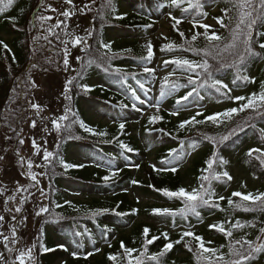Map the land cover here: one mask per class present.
<instances>
[{
    "label": "trees",
    "instance_id": "trees-1",
    "mask_svg": "<svg viewBox=\"0 0 264 264\" xmlns=\"http://www.w3.org/2000/svg\"><path fill=\"white\" fill-rule=\"evenodd\" d=\"M42 0H13L11 5L0 4V131L6 132L4 138L8 144L16 143V149L20 151L21 144L17 142L23 132L25 119L29 118V94L33 84L30 82L32 75L39 74L42 70L52 71L55 64L64 65L65 49L61 44L65 41L64 31L60 29L52 41L48 37V29L40 32L41 23L36 21L35 12L39 2ZM92 1H85L89 5L87 15L91 16L90 27L87 32L86 45L79 58L82 63L88 60H95L91 66L83 64L75 70L77 77L72 85H69L71 97L69 101L70 113L68 119L63 123L59 132L54 138L56 145L53 150H47L54 155L46 167H38L35 170L38 189L33 192L31 179L26 175H18L26 190L25 195H29L26 206H20L23 210L18 224L19 242L22 244L24 229L27 228L30 220L34 226L29 248H33V260L25 258L24 264H128L129 260L135 264V258L144 251V242L152 237H160L148 245V255L158 253L166 243L172 242L174 247L171 251L161 257L162 264H197L195 252L197 242L191 237H185L180 244L174 242L180 239L182 232L191 231L200 236L207 247L219 249L218 254L229 259V245L244 251L247 245L242 244L246 240L254 246L264 243V240L257 239L261 236L260 229L264 228V212L243 211L233 209L228 204L231 198L234 202H239L238 197L232 194L226 195L224 200L218 201L220 208L202 207L198 211L200 216L189 215L186 219L180 215H154L153 209H170L176 211L182 208L183 201L180 198H168L160 191H178L180 188L191 192L199 189L201 184L206 182L200 178L208 175V162L214 159V171L225 172L229 154L236 146L246 139L252 141L264 136V109L252 112L246 109L239 112L231 119L221 117L222 121L216 124L207 121L210 115L223 113L231 108H239L247 101H236L234 97H250L258 95L261 85L264 83V49L259 47L264 44V16L257 19L252 29V47L257 53L256 56L248 58L240 67V75H247L249 81L237 80L233 84L236 71L233 68L222 69L214 72V77L227 84L230 89V96H223L229 101L228 106L217 113L205 111H192L189 113H179L171 115L166 111L152 113L149 117L139 120L126 121L138 113L135 104L144 105L140 99V94L145 95L146 87L152 85L153 73L139 72L135 69L150 67L152 60L141 59L146 53L139 45V38L151 31L155 27L154 18L169 10H175L176 16L188 19H205L209 16L211 9L216 8L220 13V19L227 27L218 24L216 35L223 39L219 42L221 47L231 40V31L235 27L238 19V9L233 7L231 0H201L202 8L199 12L195 9H188L183 12L181 9L187 8V3H182L179 8L170 6V0H111V7H102L106 0H96V7L93 8ZM83 3V2H81ZM127 6L133 9H125ZM259 9L258 2L254 4ZM114 9V11H113ZM227 12V15H225ZM254 15H256L254 13ZM123 17L116 19L115 17ZM34 17V19H33ZM174 22H170V26ZM151 25V27H147ZM173 28V27H172ZM48 32V33H47ZM110 33L118 34L119 37L113 39ZM187 40H183L181 47L174 51L184 52L188 58L200 62L201 55L192 51H184L188 47ZM190 41V40H188ZM39 44L34 48L33 43ZM110 45V49H102L100 44ZM7 46L6 48L4 46ZM192 46L197 49L209 47V41L200 35L192 42ZM243 46L239 47L242 51ZM130 50V51H129ZM101 53H106L111 59L101 62ZM235 57L224 54V62H231ZM215 66V61L209 60ZM99 64V66H98ZM109 64L111 67H109ZM32 68L28 72V69ZM172 65L171 74L188 76L189 73L175 70ZM107 69V71H105ZM119 70V71H117ZM200 70L198 69L197 72ZM81 73V76H78ZM122 74H127L126 78ZM198 83L203 80V76L197 77L196 73L191 74ZM70 78V79H71ZM178 84L181 79H172ZM250 81H255L250 82ZM184 85L185 84L183 81ZM144 84V89L139 87ZM86 85L91 91L85 93L82 87ZM191 86V85H188ZM187 86V87H188ZM63 85V92L64 93ZM190 88V87H189ZM160 90V88H159ZM136 93L137 99H133L131 93ZM201 94L210 96H220L214 90L208 88L198 89ZM187 90L182 91L181 97L186 95ZM91 96L97 99L107 112H110L117 121L113 123H102L95 120L85 111L81 103L85 97ZM193 94L187 101L194 99ZM173 98L169 105L176 108V100ZM125 105V107H121ZM200 113V115H197ZM158 115L161 119L150 123V117ZM196 121L203 120L204 123L192 122L185 124L183 129L179 125L185 121H191L193 117ZM27 117V118H26ZM76 121H82L94 132H104L106 135H92L85 132ZM35 127H37V121ZM123 123L124 129L121 131L119 125ZM228 136L227 140L220 142L221 137ZM207 137L214 138L213 140ZM2 137V139H4ZM190 142L199 145L198 152L191 157L188 166H176L175 173L170 171H154L148 165V159L153 157V161L160 168L173 167L174 161L184 155ZM7 144V146H9ZM126 145L132 151H126L120 147ZM6 145L0 144V162L9 158L5 156L9 149ZM10 148V147H9ZM251 149H244L238 156V163L242 164L247 173L256 176L264 174L259 152H254L252 156L247 155ZM261 150V149H260ZM262 151V150H261ZM172 153L169 156V153ZM75 153L81 159H94L100 161L108 169L93 167L91 164H84L71 156ZM126 158L132 167H120L122 158ZM61 161L72 165H83L65 170L61 166ZM171 161V164L167 162ZM224 161V163H221ZM27 163V160H26ZM17 164V163H16ZM27 167V166H26ZM175 167V166H174ZM18 168V164H17ZM21 170V164H19ZM13 171L15 172L16 170ZM246 172V171H245ZM0 176V247L2 246L1 232L4 228L6 211L4 204L11 203L12 181ZM116 173V175H112ZM110 177L105 182L104 177ZM223 179V178H222ZM17 181V183H19ZM136 181L137 183H133ZM213 182V181H212ZM64 184L72 188L77 185L90 186L97 194L86 195L85 193H75L67 189ZM151 185V187H150ZM43 193V194H42ZM264 193V183L257 188L242 194ZM138 196L151 200L153 203L142 204L137 200ZM78 197V198H77ZM13 203V202H12ZM47 208L40 216L36 213L41 208ZM107 209L101 215L93 216L92 213L98 210ZM135 210V212H133ZM17 212V215L20 213ZM116 213L126 215L117 216ZM140 218H143L140 220ZM151 220L152 223L147 221ZM239 221L243 228H232L231 226ZM158 223V225L154 224ZM212 224L223 225L226 230L232 231L231 237L211 229ZM110 231H105V229ZM149 229L148 237L143 235V230ZM79 233L80 235H77ZM161 233H166L168 239L165 240ZM190 242L193 251H188L185 242ZM241 241V243H236ZM210 242V243H208ZM124 247L131 249L132 254L128 256L124 252ZM15 243H9L6 249H14ZM43 249H49L44 251ZM15 256V255H14ZM20 256V253L16 254ZM109 256L117 257L116 261L108 259ZM3 258H5L3 256ZM2 262L4 261L1 260ZM144 264H156L154 261L144 257ZM245 264H264V251L256 252Z\"/></svg>",
    "mask_w": 264,
    "mask_h": 264
},
{
    "label": "rangeland",
    "instance_id": "rangeland-1",
    "mask_svg": "<svg viewBox=\"0 0 264 264\" xmlns=\"http://www.w3.org/2000/svg\"><path fill=\"white\" fill-rule=\"evenodd\" d=\"M86 0H71V3H67L66 0H42V2L38 4L37 12H35L36 21L39 22L40 32L45 31L44 27L48 29V37L54 40V36L60 32V29L64 31L65 41L61 44L63 49H65V57H67L69 61V67L65 69L64 65L60 66V64H55L54 69L50 72L46 70H42L39 74H33L30 82L33 84V88L31 93L29 94V103L30 105L36 104L39 106L42 111H38L37 109L29 108V118L25 121V126L23 127V132L21 133L20 138L17 140H23L24 143L21 144V148L19 151V156H17V144H8V141L5 140L4 136L6 134L5 131H0V144L6 145L5 150L9 149V153L5 156H9V158L4 159L0 162V176H3L5 172V179L10 181L14 178V185L12 187L11 193V203L10 205L4 204L6 217L4 221V228L1 232V238L3 241L2 246L0 247V254L4 256V261L0 260V264H19V260L17 259L16 254L27 252L29 249L30 240L33 234L34 226H32L30 220L28 221V227L24 229L22 244L19 242V233H18V224L20 218L17 216V208H20L21 205H24V201L26 199V190L24 188V184L22 181H19L18 175L31 171L35 174V170L38 168L36 165H41L43 160V153L45 150H53L56 145V139L54 138L55 133L57 132L52 128L51 121L56 119L61 115H65V106L69 108V101L64 98L63 95V85L66 84L67 80H69L73 75L76 69L81 67L83 64L86 65L87 62L82 63V60L79 58V54L85 48L87 32L90 27V19L91 16L87 15V11L89 9H84V2ZM90 1V0H87ZM83 2V3H81ZM93 8L96 7V0L92 1ZM125 9H133L131 6H127ZM81 10H83L81 12ZM68 11L70 15L65 17L62 15L63 12ZM176 11L169 10L166 13H163L154 18L155 27L147 32L145 35L139 38V45L143 48V51L146 53V45L151 43L153 46V57L152 63L150 65V69L154 70V86H147V98L145 100V106H140V112L135 115L136 119H143L148 117L151 113L157 111V107L155 105L159 102V111L160 110H168L170 112L178 111L179 113H186L191 111H205L209 114L217 113L225 109L229 101L227 98L223 96H210L207 94H201L202 101L196 98L187 103L183 104L179 109H173L169 107V101L176 96H179L182 91L173 92L170 95L161 97L159 91L156 89V86L161 85V81L165 76H169L172 65H165V60H170L174 58H185L189 59L187 54L175 51H161V48L172 42L176 45H180L182 40H191L194 34L197 35V39L204 32L203 28L193 27L192 22L197 21L199 23H203L209 26L208 34L212 35L216 34L218 30L217 18L221 17V13L213 8L209 12V16L203 20H195L184 17H176ZM175 17L182 21L181 24L177 25L176 28H172L169 24L174 21L170 17ZM39 17H51V19H40ZM177 29V30H175ZM183 33V37L180 33ZM110 36L113 39L119 37L118 34L110 33ZM75 37L82 38L81 43L73 46L72 41ZM166 38V39H165ZM196 39V40H197ZM67 42V43H65ZM34 48H38L39 44L34 42ZM197 62L195 60H191ZM32 70V68L28 69V72ZM136 71L142 72L143 69H135ZM171 79H181L175 75H171ZM187 79V78H186ZM35 85V86H34ZM181 90V89H180ZM141 95V94H140ZM142 96V95H141ZM85 99L81 102L84 105L85 111L88 115L92 116L97 121H102V123H113L117 121L113 117L110 112H107L104 107L101 106L100 102L92 98L91 96H84ZM143 97V96H142ZM144 98V97H143ZM70 109V108H69ZM70 110L67 113L69 117ZM27 118V117H26ZM134 117L126 118V121H130L135 119ZM37 127L34 129L32 126L34 121H37ZM66 121V120H65ZM61 122L62 125L65 122ZM264 128V126H262ZM47 129V130H46ZM2 137L4 139H2ZM37 144L39 147V151L32 147L33 142ZM7 144L9 146H7ZM249 146H258L259 149L264 151V139L262 137L258 138L257 142L254 144L251 139H246L241 145L232 150L228 157V165L226 166V170L231 173V180H226L225 182H216L212 191L215 193L213 196L215 199H219L220 196H225L227 194L233 192H249L257 188L259 185L264 183V178L261 176H256L254 174L247 173V170L242 168L241 165L238 164L236 160V156L239 151L243 148ZM10 147V148H9ZM198 150V146L192 144L189 148L186 149L187 154L191 157L195 155V152ZM72 157L77 158V160L81 163H89L93 162L95 165H101L98 161L93 159H81L75 153L71 154ZM153 157L148 159L150 165L155 166L156 168H160L157 163H153ZM26 160H31L33 163V168L29 170L26 166ZM25 163L24 171L19 169V164L21 167ZM181 162H186L185 160H180ZM18 168H17V164ZM130 163L128 161H124L122 167L129 166ZM16 170L15 172L13 171ZM40 168V167H39ZM18 170V173H17ZM264 174V169L261 170ZM36 175V174H35ZM23 177V176H22ZM19 181V183H17ZM32 185L37 190L38 181H32ZM67 189L74 191L75 193H85L86 195L97 194L96 191L90 186H81L77 185L76 187H71L68 184H64ZM134 196L138 197L137 200L142 204L153 203L151 200L144 199L137 194ZM78 198V197H77ZM28 199V197H27ZM13 202V203H12ZM143 218H140L142 220ZM148 223H152L151 220L147 221ZM154 224V223H153ZM158 225V223L154 224ZM13 232L15 236H13ZM5 237L8 239L5 240ZM15 243L17 247L12 249L11 252L6 249L5 245H9V243ZM15 255V256H14Z\"/></svg>",
    "mask_w": 264,
    "mask_h": 264
},
{
    "label": "snow or ice",
    "instance_id": "snow-or-ice-1",
    "mask_svg": "<svg viewBox=\"0 0 264 264\" xmlns=\"http://www.w3.org/2000/svg\"><path fill=\"white\" fill-rule=\"evenodd\" d=\"M67 3H71V0H66ZM187 3V8L181 9L183 12H187L188 9H195L197 12L200 11L202 8L201 0H170V6L172 7H177L179 8L182 3ZM258 2L259 9L254 6L255 3ZM5 0H0V4H4ZM13 3V0H7L6 5H11ZM231 3L233 7L238 9V19L235 27L231 31V40L229 43L224 44L223 47L220 46L219 42L223 38L219 35H216L213 33L212 35L208 34L209 31V26L203 23H199L197 21H193V27H200L204 29V32L202 35L209 41V47H206L204 49H197L192 46V42L197 39V35L194 34L191 38L190 41H186L188 44V47L183 49L184 51H192L195 54L201 55V60L200 62H194L189 59L185 58H174L170 60H165L164 64L165 65H175L176 68L175 70H179L181 72H186L189 73V75L186 77L188 81V85H191V91H188L186 95L183 97L179 98L176 100V106L177 109L182 106L183 101H187L190 97L193 96L195 93L197 96H200V92L198 89L201 88H208L214 90L215 93L219 94L220 96H228V98H232L230 96V89L227 84H224L220 79H217L214 77V72H218L222 69H227V68H233L236 71V76L235 79L233 80V84L236 83L237 80H244V81H249V77L247 75L241 76L240 75V67L245 63V61L253 56H256L257 53L253 51L252 47V29L253 26L256 24L257 19L260 16H264V0H231ZM111 7V0H106V4L102 7ZM86 8H89V5H85ZM2 10V9H0ZM83 10H81L82 12ZM114 11V9H113ZM254 13L256 15H254ZM65 17H68L70 13L68 11H65L62 13ZM225 15H227V12H225ZM40 19H51V17H39ZM116 19H122L123 17H115ZM172 20H174V23L172 24L173 28H176L177 25L181 24L182 21L180 19L173 17H170ZM218 24H220L221 27H227V25L224 24L223 20L220 18H217L216 21ZM147 27H151V25H148ZM180 35L183 37V33L181 32ZM166 39V38H165ZM83 42L82 38L80 37H75V39L72 41L73 46ZM2 43V42H0ZM67 43V42H65ZM86 43V42H85ZM243 46L242 51L239 50L240 46ZM5 48L7 47L6 45L4 46ZM100 47L102 49H110V45L108 44H100ZM181 46L176 45L172 42H169L165 44L162 48L161 51H174L177 48ZM259 47L261 49H264V44H260ZM130 51V50H129ZM227 53L228 55L234 56L235 59L232 60L231 62H224V54ZM153 46L151 43H148L146 45V55L142 56L141 59L144 61H151L153 57ZM111 57L107 56L106 53H101V62H107L110 60ZM209 60L215 61V66L211 63H209ZM93 63H97L95 60H88L87 65L91 66ZM99 66V64H98ZM64 67L67 69L69 67V61L67 57L64 59ZM109 67L111 65L109 64ZM200 70L197 72V70ZM107 71V69H105ZM119 71V70H117ZM143 71L145 73H151L154 72L153 69H150L148 67H144ZM192 73H196L197 77L203 76V80L198 83L197 79L192 78ZM81 73H78V76H81ZM124 78H126L127 74H122ZM171 74L169 76H165L160 85V96L164 97L167 95H170L171 93L175 92L178 90L180 87H187L188 85H180L178 84L175 80H172ZM77 77H73L69 80H67L65 87H64V98L66 100H70L71 97L68 95L70 92L69 85L73 84V81L76 80ZM250 82H255V81H250ZM35 86V85H34ZM79 87L83 88V91L85 93L91 91L90 88H88L86 85L81 86L78 85ZM139 87L141 89H144V84L140 83ZM262 91L258 95H253L250 97H244V96H237L234 97L236 101H247L246 103H243L239 108H231L223 113H217L214 115H210L206 118L207 121H210L214 124L218 122H226L222 121L221 117L231 119L234 115L238 114L239 112H243L246 109H250L252 112H258L260 109H264V83L261 85ZM133 99H137L136 93L133 91L131 93ZM203 97H201L202 99ZM33 109H37L38 111H42V109L39 108L38 105L32 104L31 105ZM121 107H125V105H121ZM157 107V111H159V102L155 105ZM70 109L65 106V115H61L57 117L56 119H53L51 121L52 128L55 129L57 132L61 130L62 127H70L62 125L61 122L65 121L68 119L67 113ZM178 111H173L171 115H177ZM197 115H200V113H197ZM161 119L160 116L154 115L150 117V123L157 122ZM198 122V123H204L203 120L201 121H196V117L194 116L191 121H185L182 122L179 125V128L183 129L185 127V124H190L192 122ZM80 124V127L85 131L88 132L92 135H106L104 132L96 133L94 132L91 128H89L87 125H85L82 121H76ZM33 127H35V122L32 124ZM119 129L123 131L124 129V124L121 123L119 125ZM47 130V129H46ZM229 137L228 136H223L221 137L220 142H223L224 140H227ZM210 141L213 140L214 138L212 137H207ZM262 139H264V136H262ZM20 144H23L24 141L20 140ZM32 147L39 151V147L33 142ZM120 147L122 149H125L126 151H132V149L128 148L126 145L121 144ZM254 152H259L261 157H264V151H261L258 148L251 149L247 155L252 156ZM52 152H48L47 150L44 151L43 153V160L45 162H49L51 158L53 157ZM172 153H169V156H171ZM17 156H19V152L17 151ZM0 159H3V157H0ZM61 166L67 170L70 168L74 167H83V165H72L65 163L63 161L60 162ZM168 164H171V161L167 162ZM215 161L214 159L209 160L208 162V168L206 171H208V175L202 176L200 179L206 184L202 183L199 189H194L191 192L185 191V189L180 188L178 191H169L167 189L163 190H157L160 191L162 195L168 198H180L183 201V207L173 211L170 209H153V214L154 215H167V216H176L180 215L183 218H187L189 215H195L197 217L200 216V212L198 211L202 207H209V208H220V205L217 200L213 199V196L215 193L212 191V181H220L222 178L226 180H231L232 177L228 174V172H222L218 173L214 171L213 165ZM221 163H224V161H221ZM262 165H264V159L261 160ZM37 167H46L47 164L45 165H36ZM27 168L31 170L33 168V163L31 160L27 161ZM154 171L161 172V171H170L175 173L177 171L176 167H169L166 169H154ZM28 176L30 177L31 180L35 181L36 180V175L29 171ZM112 175H116V173H112ZM105 182H107L110 177L106 176L103 178ZM133 183H137L136 181H133ZM151 187V185H150ZM43 194V193H42ZM233 197H238L239 202H234L231 198L228 199V204L230 207L233 209H240L243 211H262L264 212V193H259V194H242L241 192H233L232 193ZM225 197L220 196L219 200H224ZM17 212L20 211L19 208L16 209ZM48 211L47 208H41L39 212L36 213L37 216H40L43 212ZM108 211L107 209L103 210H98L96 212H93V216L101 215L103 212ZM135 212V210H133ZM117 216H123L126 215L125 213H116ZM0 220H3V217L0 216ZM211 229H215V231L220 232L224 234L226 237H231L232 236V231L226 230L223 225H217V224H212L209 226ZM232 228H243L244 225L241 224L239 221H237L235 224L231 226ZM105 231H110V229H105ZM261 236L257 237V239L264 240V228L260 229ZM149 234V229L145 228L143 230V235L145 237H148ZM77 235H80L77 233ZM161 235L164 237L165 240L168 239V236L166 233H161ZM13 236H15V233L13 232ZM185 237H191L192 240L196 241V252H195V257L197 264H245L246 261H248L252 255L256 252L264 251V243L260 244L259 246H254L251 242L249 241H242V244L247 245V249L242 251L241 249L235 248L233 245H229V251H228V257L229 259H225L224 255L218 254L219 249H213L210 247L206 246L205 241L200 237L195 235L191 231H184L181 234L180 239L176 240L174 243L175 244H180ZM160 237H152L151 239H146L144 242V251L141 253L140 256L135 258V264H144V257H146L150 261L156 262V264H162V261L160 260L161 257L165 256L166 253L171 251L174 247V244L172 242L166 243L164 247L156 254L154 255H148V245H151L154 240H158ZM8 238L5 237V240ZM210 243V242H208ZM236 243H241V241H236ZM7 247V245H5ZM35 245H33V248ZM122 248H124V252L128 255L131 256L132 250L124 247V245H121ZM185 247L187 248L188 251H193V248L191 247L190 242H185ZM33 248H29L27 252H22L20 256L17 257L19 260L20 264H24L25 258L28 260H33ZM44 251H49V249H43ZM8 251L11 252L12 249L8 248ZM2 254H0V260H3ZM109 260L111 261H116L117 257L115 256H109ZM128 264H132V261L129 260Z\"/></svg>",
    "mask_w": 264,
    "mask_h": 264
}]
</instances>
